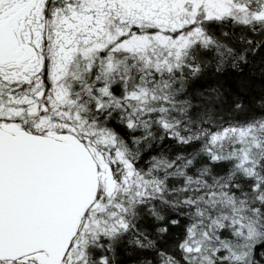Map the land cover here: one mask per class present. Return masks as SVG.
Returning <instances> with one entry per match:
<instances>
[{
	"label": "snow or ice",
	"instance_id": "obj_1",
	"mask_svg": "<svg viewBox=\"0 0 264 264\" xmlns=\"http://www.w3.org/2000/svg\"><path fill=\"white\" fill-rule=\"evenodd\" d=\"M0 264H264V0H0Z\"/></svg>",
	"mask_w": 264,
	"mask_h": 264
}]
</instances>
